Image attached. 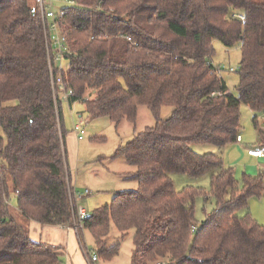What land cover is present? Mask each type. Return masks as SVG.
Wrapping results in <instances>:
<instances>
[{
    "label": "trees",
    "instance_id": "trees-1",
    "mask_svg": "<svg viewBox=\"0 0 264 264\" xmlns=\"http://www.w3.org/2000/svg\"><path fill=\"white\" fill-rule=\"evenodd\" d=\"M28 1L0 0V264L61 263L62 248L32 240L29 225L72 224L62 97L115 125L134 123L141 106L155 119L116 153L135 167L137 189L115 193L84 222L99 257L117 255L119 245H107L114 226L120 238L133 231L131 264H264V225L239 214L264 193L261 174L240 181L231 168L212 174L215 207L199 224L202 189L177 191L170 177L197 179L221 168L220 156L191 146L237 142L242 105L257 126L264 0H73L59 25L70 52L64 91L52 85L54 52ZM215 41L239 47L236 93L210 62ZM163 106L173 108L165 120ZM258 140L256 151L264 152V131Z\"/></svg>",
    "mask_w": 264,
    "mask_h": 264
},
{
    "label": "rangeland",
    "instance_id": "rangeland-1",
    "mask_svg": "<svg viewBox=\"0 0 264 264\" xmlns=\"http://www.w3.org/2000/svg\"><path fill=\"white\" fill-rule=\"evenodd\" d=\"M28 2L31 7H34L33 0ZM65 6L62 0H53L55 10L62 9ZM213 50L210 62L215 68L219 69V75L224 79L229 90L236 93L235 87L238 84L239 77L235 70L239 68L241 58L239 47L234 46L226 49L215 41L213 42ZM67 66V62L63 61V67L66 68ZM230 69L233 70L230 71ZM62 100L63 125L66 131V158L71 174V187L76 194L88 193L77 200V205L84 208L88 214H91L95 209L109 205L115 193L137 189V182L131 178L135 174V167L129 166L125 159L116 156V153L119 148L132 141L137 134L148 127L154 126L155 119L148 108L141 106L138 108L134 123L122 120L118 125H115L106 117L91 119L84 112L82 102L69 105L63 97ZM172 110L171 106H163L160 109V118L162 120L169 118ZM240 114L241 129L239 134L241 144L231 143L223 149L207 145L191 146L197 154L214 153L220 156L223 162L221 168L197 179L188 178L182 174L170 175L177 191L187 186L202 189L203 194L195 199L197 224L201 223L215 207L214 199L210 197V177L212 174H219L231 168L238 181L242 179L244 174L250 176L261 174L264 178V157L254 159L248 154L249 150L259 149L258 132L264 131V115L260 114L256 126L253 122V114L246 106H241ZM75 122H81L84 130L83 137L79 141L73 133ZM0 136H2L1 132ZM205 195L209 197L207 201L204 200ZM12 203L15 204L14 200H12ZM246 213H249L256 222L264 225V193L260 197L249 199L247 210H242L239 214L245 215ZM62 229H53L54 234L62 232L59 234L58 240L54 237L50 238L51 241L49 240L46 231H52L50 228H45L42 235V243L44 244L60 243L63 245L64 251L60 258V264H89L84 248L87 250L86 253L88 252L91 256L96 255L97 262L95 264H131L133 231H129L125 237L120 238V233L116 228L111 227L107 245L111 247L118 244L119 246L117 255L106 260L96 253L93 238L88 231L79 232V234L73 232L69 236L70 241L66 242L67 240L64 239L67 237L68 230ZM80 239H82V246L79 242ZM72 256H74V261L71 258Z\"/></svg>",
    "mask_w": 264,
    "mask_h": 264
},
{
    "label": "built area",
    "instance_id": "built-area-1",
    "mask_svg": "<svg viewBox=\"0 0 264 264\" xmlns=\"http://www.w3.org/2000/svg\"><path fill=\"white\" fill-rule=\"evenodd\" d=\"M63 3L66 6H73L75 5V2L73 0H62ZM36 9L39 13V16L41 18V22L44 28L45 36L48 42V47L51 48V50L54 52V61L56 63V76L51 78V82L53 86H59V88L64 91L62 87V72L64 70L63 67V61L65 58V55H69L70 52L68 51V45L66 38L61 34L60 30V21L64 18V11L63 8L59 10H55L53 7V0H34ZM232 18L238 19L240 21H244V16L241 13H233ZM233 69H230L232 71ZM219 74V69H217ZM52 73V69H51ZM65 96H67L70 92H64ZM219 94V93H217ZM264 115V111L262 113ZM264 118V117H263ZM264 120V119H263ZM73 132L77 134V137L79 140L82 139L84 130L82 128L81 122L74 123L73 125ZM241 142L240 136L237 137V143ZM249 156L255 157V158H262L264 157L263 151H256V150H249L248 151ZM88 193L85 192L82 195L76 194L72 192V198L74 203V212H73V219L72 224H61L60 227L75 232L79 234V232L84 231V222L88 219L89 214L85 211L84 208L77 205V200L81 199L84 195H87ZM8 205H12L10 201H6ZM82 246V239L79 240ZM84 248V247H83ZM85 254L88 258L89 264H95L97 262L96 255H90L88 252Z\"/></svg>",
    "mask_w": 264,
    "mask_h": 264
},
{
    "label": "crops",
    "instance_id": "crops-1",
    "mask_svg": "<svg viewBox=\"0 0 264 264\" xmlns=\"http://www.w3.org/2000/svg\"><path fill=\"white\" fill-rule=\"evenodd\" d=\"M74 134H75V137L77 138V140L79 141V139H78V137H77V134L75 133V132H73ZM242 142V141H241ZM241 142H239L240 144H241ZM251 158H254L255 159V157H252V156H250ZM263 158V157H262ZM256 159H261V158H256ZM48 229V228H50V229H52V231H50V230H47L46 231V234L48 235V238H49V240H50V238H56V240H58V237H59V234L60 233H62V232H56V234H54L55 232L53 231V229L54 228H58V229H62V228H60V226H58V225H54V226H41V225H39L38 223H36V222H31L30 223V225H29V233H30V237H31V239L32 240H34V241H38V240H40L41 242H42V235H43V231H44V229ZM63 230V229H62ZM71 233H73L72 231H67V234H66V239H64V240H67L66 242H68V241H70V238H69V236H70V234ZM76 236H77V234H76ZM82 237H83V234H82ZM78 238V237H77ZM62 240V239H61ZM51 241V240H50ZM47 245H51V246H59V247H61L62 248V252L64 251V249H63V245H61L60 243H46ZM53 244V245H52ZM72 258V260L74 261V256H72L71 257Z\"/></svg>",
    "mask_w": 264,
    "mask_h": 264
}]
</instances>
